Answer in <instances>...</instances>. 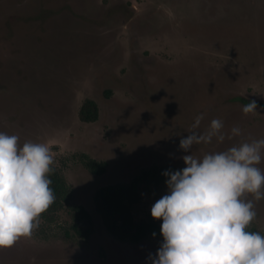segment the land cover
Masks as SVG:
<instances>
[{
  "label": "rangeland",
  "instance_id": "1",
  "mask_svg": "<svg viewBox=\"0 0 264 264\" xmlns=\"http://www.w3.org/2000/svg\"><path fill=\"white\" fill-rule=\"evenodd\" d=\"M236 96L263 104L244 114ZM86 99L97 104L95 121L79 117ZM212 119L223 122L225 139L193 144L196 158L264 139V0H0V132L20 146L46 144L68 203L94 221L82 238L60 211L57 223L40 222L0 247V264H151L162 235L116 238L94 210V193L139 179L135 220L160 230L150 209L167 177L145 172L182 169L189 153L180 139L204 133ZM256 166L264 174V152ZM244 199L256 212L246 230L264 235V197Z\"/></svg>",
  "mask_w": 264,
  "mask_h": 264
},
{
  "label": "clouds",
  "instance_id": "2",
  "mask_svg": "<svg viewBox=\"0 0 264 264\" xmlns=\"http://www.w3.org/2000/svg\"><path fill=\"white\" fill-rule=\"evenodd\" d=\"M255 100L243 106L244 114L257 111ZM203 114L191 125L199 127ZM223 122L212 119L207 130L190 132L179 141L184 167L165 170L167 191L151 206L161 220L163 237L151 264H264V235L248 231L256 216L252 194L264 197V174L256 166L264 152V139L242 142L225 151L196 158L193 144L225 139ZM233 127L231 135H239ZM231 138V137H229ZM53 157L46 144H18V136L0 132V247L29 237L39 226L40 214L54 202L49 186ZM155 236V233L152 234Z\"/></svg>",
  "mask_w": 264,
  "mask_h": 264
},
{
  "label": "trees",
  "instance_id": "3",
  "mask_svg": "<svg viewBox=\"0 0 264 264\" xmlns=\"http://www.w3.org/2000/svg\"><path fill=\"white\" fill-rule=\"evenodd\" d=\"M243 102L246 99L237 96ZM257 104H263L260 100H255ZM98 114L97 104L92 99H86L79 109V117L84 122L95 121ZM88 168L96 173L104 172V165L89 157L83 159ZM53 171L49 174L54 192L55 200L47 210L40 214L39 220L44 224L57 223L59 212L64 211L68 217V226L77 236L87 238L94 228V221L89 210L82 205L71 206L68 203L69 186L61 171L53 164ZM164 169L158 171H146L154 179L165 178L162 175ZM154 173V174H153ZM158 177H155L156 174ZM145 174V175H146ZM148 176V175H146ZM139 184V179H135L131 184L112 183L100 186L94 193V210L100 215L106 230L118 239H129L137 241L148 232L160 233L158 226L146 221H136L132 211V199L135 195V188Z\"/></svg>",
  "mask_w": 264,
  "mask_h": 264
},
{
  "label": "flooded vegetation",
  "instance_id": "4",
  "mask_svg": "<svg viewBox=\"0 0 264 264\" xmlns=\"http://www.w3.org/2000/svg\"><path fill=\"white\" fill-rule=\"evenodd\" d=\"M237 97V96H236ZM235 97V98H236ZM238 99V98H237ZM246 99H248V98H246ZM249 99H251V100H256V99H253V98H249ZM238 100H240V99H238ZM241 102H243L242 100H240ZM243 103H245V104H247L248 102H243ZM258 105V104H257Z\"/></svg>",
  "mask_w": 264,
  "mask_h": 264
}]
</instances>
